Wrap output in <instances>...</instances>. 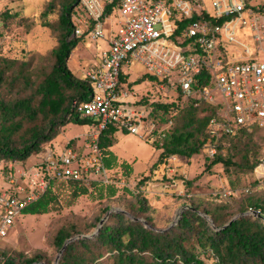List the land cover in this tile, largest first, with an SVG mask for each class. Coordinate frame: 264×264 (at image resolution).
<instances>
[{
    "label": "trees",
    "instance_id": "obj_1",
    "mask_svg": "<svg viewBox=\"0 0 264 264\" xmlns=\"http://www.w3.org/2000/svg\"><path fill=\"white\" fill-rule=\"evenodd\" d=\"M54 0L50 2L52 5ZM121 0H105L102 19L115 13ZM82 7L80 0H62L60 14L61 32L58 45L52 50L54 65L52 70L39 83L35 92L40 95L39 104L35 105L34 93L6 100L3 96V86L14 84L21 77L28 80L23 67L17 65V60L0 58L9 63H0V173L8 174L9 165L2 162L28 158L41 150V144L52 140L59 128L69 121L78 123H93L91 118L81 117L74 105V101H81L89 97L91 84L84 77H77L68 66V59L82 36L75 34L74 20L76 6ZM263 10V5L259 4ZM4 13V21L12 16ZM45 10L43 14L45 15ZM77 14V12H76ZM177 20L174 38L181 36L187 23L196 19ZM94 21H92V26ZM11 70L10 81H7V71ZM121 79H126L121 75ZM142 79L159 82L158 78L145 73ZM30 81V78H29ZM28 82V81H26ZM73 90L67 94L65 89ZM3 96V97H2ZM186 101V102H184ZM150 109L152 120L164 124L171 121L165 136L154 144L161 150L160 157L176 154L178 156H193L199 153L206 143L209 119L216 115L217 109L207 103L195 104L192 100H184L181 92L171 102L153 101L143 97L138 101ZM183 102L186 103L183 105ZM180 105L181 108L179 107ZM180 108L179 110H176ZM43 114L39 123L29 126L17 138L16 134L22 127L24 117L34 119L38 113ZM264 127H242L230 134H222L218 141L217 153L211 158L206 169L216 164H222L226 172L235 168L241 172H250L258 164V158L251 160L248 148H239V140L245 133L262 130ZM119 129L110 125L104 129L100 137L102 161L107 170L120 167L123 174H134L133 164L127 160L119 161L111 147L116 142L115 133ZM242 134V135H241ZM19 139L20 144L16 145ZM231 139L232 148L224 151L223 142ZM147 176L141 178L142 183ZM150 177V176H149ZM58 179H52L50 186L36 200L29 203L23 214H43L60 205L59 192L56 190ZM101 181V180H100ZM71 187V199L80 195L96 192L99 197L115 196L118 187L112 183L93 180L91 190L89 186L79 180L67 179ZM124 191L131 195L127 204L129 214L144 221L133 219L127 211H112L101 225L97 234L92 237H79L71 241L64 249L58 264H264V221L252 214H241L231 223L234 215L229 205L214 200H195L191 206L185 208L177 224L159 229L148 214L150 205L145 195L134 192L127 187ZM238 207L240 213L250 208L260 210L264 214V192L252 193L244 198ZM109 206L103 208L107 213ZM209 215L214 225L204 216ZM102 219L99 216L98 222ZM228 223V224H227ZM227 224V225H225ZM82 232L76 226L60 228L54 238L56 247L60 250L66 239L75 233ZM41 253L27 256L24 252L9 254L0 252V264H32L45 262L54 264Z\"/></svg>",
    "mask_w": 264,
    "mask_h": 264
},
{
    "label": "built area",
    "instance_id": "obj_2",
    "mask_svg": "<svg viewBox=\"0 0 264 264\" xmlns=\"http://www.w3.org/2000/svg\"><path fill=\"white\" fill-rule=\"evenodd\" d=\"M80 3L94 24L85 31L76 24L75 34L106 41L99 62L85 74L91 84L89 97L74 101L77 113L93 120L92 139L83 150L69 141L60 154L14 161L8 174H1V237L9 234L22 210L47 190L52 179H74L87 186L93 179L107 181L100 137L108 126L139 134L151 143L165 136L171 121L158 123L139 100L126 101L136 95L127 82L130 72L125 71L132 63H141L148 74L181 92L184 99L217 109L209 119L203 147L209 156L217 153L222 134L253 125L264 127V9L258 4L250 0H121L115 11L117 31L111 30L107 38L105 20L115 13L103 20L101 0ZM193 14L198 18L174 38L177 20ZM238 33L250 42L240 40ZM215 90L221 98L214 96ZM178 160L176 154L166 156L162 174L173 172Z\"/></svg>",
    "mask_w": 264,
    "mask_h": 264
},
{
    "label": "rangeland",
    "instance_id": "obj_3",
    "mask_svg": "<svg viewBox=\"0 0 264 264\" xmlns=\"http://www.w3.org/2000/svg\"><path fill=\"white\" fill-rule=\"evenodd\" d=\"M51 1L0 0V58L17 60L16 64L23 67V72L28 77V80L21 77L14 84L6 83L3 86V96L6 100L34 93L35 105L39 104L40 95L35 92V88L53 68L55 58L52 50L58 45L61 32L62 0H54L50 6ZM101 1L105 3V0ZM250 1L264 7V0ZM45 10L47 13L44 15ZM74 10L76 24L84 31L87 28L91 29L93 20L87 10L78 5ZM3 12L13 15L4 21ZM111 17L112 19H106L104 24L107 38L111 36V30L116 32L118 28L117 14ZM237 36L242 41L250 42L241 33ZM105 47L104 39L94 42L88 35H83L68 59V66L73 74L84 78L87 70L93 66L94 53ZM3 59H0V63L9 66L10 62L5 63ZM10 72L11 70L7 71V81H10ZM129 72L127 82L136 95L127 98L126 101L134 102L147 97L153 101L171 102L178 97V92L173 88L150 79L141 80L147 73L141 63H132ZM65 92L72 94L73 90L66 88ZM213 94L216 98H221L219 90H215ZM184 102L183 105L186 104ZM42 116L43 114L39 112L34 119L24 117L16 137L18 138L29 126L39 123ZM93 129L91 123L69 121L59 128V133L52 140L43 142L41 150L34 152L30 159H40L49 152L60 154L68 141L69 145L78 144L79 150H83L92 139ZM231 143V139L223 142V145L227 146L224 147L225 152L232 148ZM19 144L18 139L16 145ZM154 144L139 134L119 130L113 150L119 159L133 162L134 174L126 176L120 167L107 171L105 183L116 185L117 194L101 198L98 193L93 192L72 200L71 187L67 179H58L56 190L59 192L60 205L43 214H20L10 228L9 234L6 237L0 236V252L5 251L9 254L24 252L27 256L41 253L45 256L43 261H46V258L55 261L59 249L54 238L60 228L70 229L76 226L82 231L73 236L92 234L99 225V216L104 218L107 215L102 211L104 207L109 206L110 209H120L129 213L127 204L132 197L124 191V187L134 192L140 190L146 196L150 205L148 214L159 229L170 227L177 216L198 199L228 204L230 211L234 213L232 219L241 214H250L251 208L240 213L239 205L244 202L247 195L264 192V166H258L264 163V129L245 133L239 140V148H248L251 160L258 158L257 170L250 172H241L235 168L226 172L220 163L206 169L213 156H209L202 148L193 156H179L174 171L164 175L162 171L166 156L161 158L162 149L158 150ZM14 161L19 162L12 160L9 163L4 161L2 164L9 165L10 168ZM1 173L0 183L3 179ZM147 175L148 177L140 183L139 180ZM93 180L102 182L100 179ZM91 182L88 186L92 190ZM140 219L144 220L142 217Z\"/></svg>",
    "mask_w": 264,
    "mask_h": 264
},
{
    "label": "water",
    "instance_id": "obj_4",
    "mask_svg": "<svg viewBox=\"0 0 264 264\" xmlns=\"http://www.w3.org/2000/svg\"><path fill=\"white\" fill-rule=\"evenodd\" d=\"M118 210H120V209H109L108 212H107V215H106L104 218H102V219L100 220L99 225L97 226L96 230H95L92 234H79V235H77V236H73V237H70V238L66 239V241L64 242L62 248L59 250V252H58V254H57V256H56V259H55V261H54V264H58L59 258L61 257V255H62L64 249L66 248V246H67L71 241H73V240H75V239H77V238H79V237H92V236H94L95 234L98 233V231H99L101 225H102V224L104 223V221L107 219V217L109 216L110 212H112V211H118ZM120 211H124V210H120ZM249 213L252 214V215H254V216H258V217H261L262 219H264V214H262V213L260 212V210H253V211H250ZM127 214L130 215L129 213H127ZM181 214H182V213H180V214L177 216V219L171 224V226L177 224L179 218L181 217ZM130 216H131V215H130ZM204 216L210 221V223H211L212 225H214L213 220H212L208 215L205 214ZM131 217H132L133 219H139V218H136V217H133V216H131ZM236 218H237V216L234 217L233 219H231L228 223H231V222H232L234 219H236ZM143 221H144V220H143ZM144 222H145V221H144ZM228 223H227V224H228ZM145 224H146V222H145ZM227 224H225V225H227ZM32 264H46V263H45V262H36V263H32Z\"/></svg>",
    "mask_w": 264,
    "mask_h": 264
},
{
    "label": "crops",
    "instance_id": "obj_5",
    "mask_svg": "<svg viewBox=\"0 0 264 264\" xmlns=\"http://www.w3.org/2000/svg\"><path fill=\"white\" fill-rule=\"evenodd\" d=\"M256 4V3H255ZM102 50V49H101ZM101 50L100 51H96L95 53H94V59H93V65H95V64H97L98 62H99V59H100V55H101ZM125 71H129L128 70V68H125ZM130 74V73H129ZM119 131V130H118ZM118 131H116V133H115V137H116V141H117V133H118ZM69 142V141H68ZM67 142V143H68ZM114 146V145H113ZM113 146L111 147V149L113 150ZM159 150V149H158ZM113 152H114V150H113ZM115 153V152H114ZM116 154V153H115ZM117 155V154H116ZM117 158H118V160L121 162V161H123V160H121V159H119V157H118V155H117ZM28 159H30V157L28 158ZM32 160V159H31ZM129 162V161H128ZM132 164H133V162H131ZM133 168H134V166H133ZM163 172V171H162ZM2 181V180H1Z\"/></svg>",
    "mask_w": 264,
    "mask_h": 264
}]
</instances>
